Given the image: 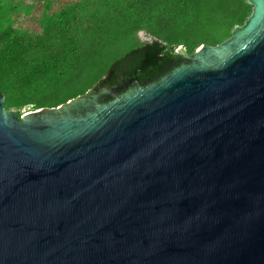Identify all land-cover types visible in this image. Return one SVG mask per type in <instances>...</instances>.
I'll return each instance as SVG.
<instances>
[{
	"label": "water",
	"instance_id": "obj_1",
	"mask_svg": "<svg viewBox=\"0 0 264 264\" xmlns=\"http://www.w3.org/2000/svg\"><path fill=\"white\" fill-rule=\"evenodd\" d=\"M245 1L226 40L93 112L60 115L104 81L20 118L0 97V264H264V0Z\"/></svg>",
	"mask_w": 264,
	"mask_h": 264
},
{
	"label": "trees",
	"instance_id": "obj_2",
	"mask_svg": "<svg viewBox=\"0 0 264 264\" xmlns=\"http://www.w3.org/2000/svg\"><path fill=\"white\" fill-rule=\"evenodd\" d=\"M251 8L245 0H77L45 16L37 36L0 13V97L7 108L36 110L101 81L147 87L190 65L185 54L230 37ZM140 31L151 39L140 40ZM76 83L82 86L71 91Z\"/></svg>",
	"mask_w": 264,
	"mask_h": 264
},
{
	"label": "rangeland",
	"instance_id": "obj_3",
	"mask_svg": "<svg viewBox=\"0 0 264 264\" xmlns=\"http://www.w3.org/2000/svg\"><path fill=\"white\" fill-rule=\"evenodd\" d=\"M74 1L77 0H0V13H5L9 17L10 24L17 31L26 33L29 36H37L42 33L43 26L41 20L45 16L57 12L67 3ZM138 37L142 41H149L151 39L145 31H140ZM81 86L82 84L76 83L71 88V91H76ZM4 108L15 111L19 118L28 112L34 111L31 105L22 108H7L4 103Z\"/></svg>",
	"mask_w": 264,
	"mask_h": 264
},
{
	"label": "flooded vegetation",
	"instance_id": "obj_4",
	"mask_svg": "<svg viewBox=\"0 0 264 264\" xmlns=\"http://www.w3.org/2000/svg\"><path fill=\"white\" fill-rule=\"evenodd\" d=\"M138 86L131 85V83H124L122 78L118 80V83L114 84H106L105 82L97 85L95 89L86 97V101L78 104V107L68 112L62 110L60 115H69L70 113L80 114L81 116L86 114L87 112H93L96 109V106L101 104H105L109 101L115 99L117 94H120L122 91H131ZM90 105L88 111L86 110V105Z\"/></svg>",
	"mask_w": 264,
	"mask_h": 264
}]
</instances>
